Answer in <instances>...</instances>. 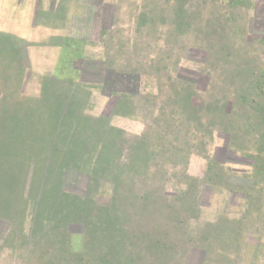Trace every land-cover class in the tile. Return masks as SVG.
<instances>
[{
    "label": "rangeland",
    "instance_id": "1",
    "mask_svg": "<svg viewBox=\"0 0 264 264\" xmlns=\"http://www.w3.org/2000/svg\"><path fill=\"white\" fill-rule=\"evenodd\" d=\"M113 3V23L87 3L67 26L0 25V264H162L140 240L147 227L154 239L158 221L172 240L192 235L163 264H264V0ZM111 46L138 75L106 77ZM170 80L191 84L202 106L187 114L167 103L179 100ZM130 90L138 110L115 114ZM78 118H107L130 143L149 133L146 173L124 170L127 207L113 237L98 210L112 192L89 184L73 144ZM225 146L237 158L213 166ZM162 183L168 196L156 193ZM86 191L80 214L72 197Z\"/></svg>",
    "mask_w": 264,
    "mask_h": 264
},
{
    "label": "trees",
    "instance_id": "2",
    "mask_svg": "<svg viewBox=\"0 0 264 264\" xmlns=\"http://www.w3.org/2000/svg\"><path fill=\"white\" fill-rule=\"evenodd\" d=\"M179 1V0H178ZM97 6H103L105 9L111 11V23L115 22L117 20L116 12L118 10V6L116 4L109 5V7L106 6L104 3V0H99V2L96 3ZM104 9V8H103ZM143 18L147 16V13L142 14ZM110 23V24H111ZM113 43L112 39L110 40ZM120 43V42H119ZM113 49L117 51V55H108L107 54V60L105 65H107L106 68V77L108 79L112 77H120V78H128V76H134L135 74L138 75L137 72H133V69L129 68V63L126 62L128 58H124V55L121 53L122 50H119V48L111 46ZM119 47V45H118ZM136 48V47H135ZM134 74V75H133ZM98 75L97 72L93 74L92 76ZM84 77H91L89 74H85ZM171 79V78H170ZM170 86L169 89L173 92L174 97H179V100L175 98H171V96L166 99L167 103H171L174 106H179L183 112H186L187 114L192 112V109L194 107H201L202 104H196L194 102L193 92H192V86L191 84H187V91H182L181 89H177V86L179 85L176 80H170L168 83ZM182 85V84H180ZM163 86L162 84H159L158 87ZM191 88V89H190ZM134 91H123L121 93V97L124 98L123 100L119 101L118 104L119 107L115 109V114L121 115V116H127L131 117L133 114H135L136 106L132 104V95H134ZM118 99L119 96H118ZM117 101V99H116ZM114 107V106H113ZM161 109V106L159 107V110ZM154 123H157V120L153 119ZM78 124H81V127L76 132V140L74 139L73 144L76 145V148H78V152L81 154H84L87 156V158L84 160L87 162L84 164V166H87L89 168L87 173L84 174L86 178L89 181V184L98 185L101 182H104V184L108 185L110 188L112 194L109 197L107 202H103L100 204V207H98V210L101 212L99 215V218L104 223H108L109 219H111L110 228L112 229L111 237L113 235H118L117 231L115 230V227L117 225V222L115 223L114 220L117 219V213L119 211H123L122 209H125L127 207L126 198L124 191H122L123 186L125 184V176H124V170H130V171H139L145 174L146 170L143 168L145 167L144 160H146V155L143 154L144 148L147 150V142H150L149 140V133L146 134L144 137H138V140L135 142L130 143L133 140H130L128 142L118 130L113 129L108 124V119L103 118L101 120H96L94 123H90L87 120L77 119ZM119 133V134H118ZM69 135V133H68ZM157 135H160L157 134ZM73 139L74 135L69 136ZM147 137V141L146 138ZM161 137V136H160ZM127 145V146H126ZM127 147L128 150V157L126 159V162L122 164L120 161L121 155L124 151V147ZM125 147V148H126ZM235 151L229 148V150L226 148H218V152L214 156V163L213 166L217 167V164H224L227 161H232L233 159H236V155L234 154ZM71 157H73L72 151L70 152ZM77 158L80 159V155L77 154ZM250 160L254 161V158L250 157ZM217 165V166H216ZM92 166V167H91ZM221 172V170H219ZM220 172L216 175L217 177L220 176ZM264 174V171H262ZM164 174V173H163ZM169 175V174H168ZM167 175V176H168ZM224 177V176H223ZM234 177V176H233ZM164 178V177H162ZM166 179V178H164ZM264 180V178H263ZM253 186L256 184L255 180H252ZM248 187L250 190H254V187ZM156 193L162 196H168L167 191L165 190V185L162 183L160 186L155 187ZM91 189V188H90ZM248 189V190H249ZM264 189V188H263ZM159 191V193L157 192ZM90 191H86V193L83 194L85 196V200L81 198L80 196H73L72 199H75L73 202V205L71 207H76L75 210H77L80 214H84L87 210V206L90 207V204L87 202V194H89ZM246 193V191H244ZM152 193V192H151ZM264 193V191H263ZM149 194V193H148ZM148 196V195H147ZM203 196H206L203 198ZM76 198L78 200L76 201ZM207 195L204 193L201 197V202L204 204L206 203ZM159 200L162 198L159 196ZM208 199V198H207ZM259 199V197H257ZM84 200V201H83ZM141 208L149 206V200L142 197V200L140 201ZM77 205V206H76ZM136 213H133L132 216H135ZM131 216V217H132ZM162 217L161 215H159ZM129 218L130 220H135V217ZM165 219V218H164ZM166 220V219H165ZM118 221V220H117ZM149 224L153 223L151 219H149ZM165 225V224H164ZM161 224V221H158L154 226H152L153 233L155 234L154 239L150 237L151 233L148 232V227L144 231L141 232L140 238L141 242L144 241L143 246H145L146 254L151 258L153 261H159L163 264L164 261L167 259H170L171 257L174 258L176 254H178V246L181 245V243L191 242L192 235L187 232H182L180 236L182 238H186L188 240L178 239V241L170 239V233L167 228ZM141 230V229H140ZM147 232V233H146ZM114 239V238H113ZM191 244V243H190ZM124 246V243L121 244ZM141 245V244H140ZM192 251L194 252L195 249L192 248ZM202 263L203 261V254H200L198 256Z\"/></svg>",
    "mask_w": 264,
    "mask_h": 264
},
{
    "label": "crops",
    "instance_id": "3",
    "mask_svg": "<svg viewBox=\"0 0 264 264\" xmlns=\"http://www.w3.org/2000/svg\"><path fill=\"white\" fill-rule=\"evenodd\" d=\"M113 1L105 0L104 3L109 7V4H114ZM97 2L99 0H0V25L52 27L61 22L59 25L67 26V22L80 20L76 16H68V13L86 9L83 4Z\"/></svg>",
    "mask_w": 264,
    "mask_h": 264
}]
</instances>
